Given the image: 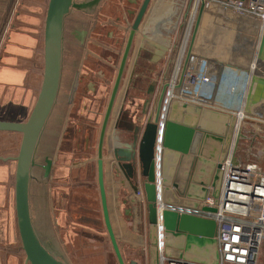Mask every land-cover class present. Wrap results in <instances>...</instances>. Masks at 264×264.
Listing matches in <instances>:
<instances>
[{
  "label": "water",
  "instance_id": "obj_1",
  "mask_svg": "<svg viewBox=\"0 0 264 264\" xmlns=\"http://www.w3.org/2000/svg\"><path fill=\"white\" fill-rule=\"evenodd\" d=\"M101 2L102 0H48L44 26V70L35 104L25 121L0 119V131L22 134L18 154L0 156V160L16 161V217L26 256L25 264H73L61 246L54 227L49 185L91 25ZM193 2L194 0L187 1L156 96L150 108L144 111L146 122L137 149L143 177L141 187L146 201L147 251L144 253L148 256L149 264H162L163 257L169 260L219 264L220 254L215 238L216 221L182 214L169 208L159 210L157 192L161 190L164 204L197 207L199 201L205 199L208 194L218 199L223 175L222 162L231 150L233 161H237L239 141L246 137L236 113L173 99L161 128V188H158L154 153L160 128V114L168 79L186 32ZM151 5L152 0H142L128 29L98 136L97 179L103 220L118 264L126 262L111 217L108 198L110 170L104 150L112 117L117 113L119 121L123 115L133 116L137 110L127 103H122L117 111L116 103L134 40L136 41L140 26ZM204 10L202 1L190 33L188 55L193 49ZM141 44H144L143 41ZM257 58L264 59V34L259 40ZM253 82L246 92L244 114H249L255 104L264 100V91H258ZM261 105H264V102ZM136 195L131 196L133 230L128 235L123 233V236L130 240L134 252L139 244L145 241L139 231L142 216L140 201ZM159 222L163 227L162 250L159 248Z\"/></svg>",
  "mask_w": 264,
  "mask_h": 264
},
{
  "label": "crops",
  "instance_id": "obj_2",
  "mask_svg": "<svg viewBox=\"0 0 264 264\" xmlns=\"http://www.w3.org/2000/svg\"><path fill=\"white\" fill-rule=\"evenodd\" d=\"M187 1L152 0L151 8L138 31V34H143L144 39L142 41L147 45L146 48H148L149 40L152 43H150V46L156 48L155 45L158 43V47H160V41L163 39L162 36H160V40L154 39L155 37L152 38L149 34H156L158 29L164 32L157 34L173 33L174 27L172 24L177 19L178 10L182 7L180 21L177 24L179 26ZM47 6L48 0H0V119L25 121L35 104L42 83V80H40L43 61L40 25L41 22H44L45 26ZM27 15L35 18L34 30L36 33L20 34L22 32L17 26V21L21 16ZM230 34H234L233 39L227 40V35ZM262 34H264V19L260 17L242 15L222 6L206 7L192 50L216 62L219 66L218 71L221 70L220 74L222 69L228 66L233 69L237 76L241 77L240 75H242L243 85L249 86L254 80L253 84L256 89L264 91V59L259 60L257 58V49ZM90 36L91 34L89 39ZM97 38L99 39V36ZM97 38L90 41L93 47L90 54L97 55L92 42L98 41ZM232 40V43L229 42ZM198 42L201 43V48L197 47ZM161 44L164 45L163 42ZM217 44L218 48L215 47ZM219 44L224 47H220ZM165 45L167 46V44ZM150 50H157V48H151ZM220 51L224 54L219 53ZM146 53L147 56L150 55L149 52ZM245 74L250 77H248V80ZM226 91V95L235 104V101L241 95L242 88L238 86L234 89L228 88ZM129 96L131 99L126 102L122 101V103L131 105L133 109L137 108V103L142 99L137 93L136 96L135 94ZM262 102L264 100L252 107L251 112L247 114L250 120L243 121L242 126L245 127L247 124H251L253 130H256L255 132L263 131L264 105H261ZM232 108H234V105ZM234 110L235 108L232 111ZM131 116L129 114L123 115L124 118H119V121H117V113L112 117L107 134L105 159L109 163L110 170L108 198L112 222L118 235L120 248L124 249L123 252L126 257L134 264L136 261L134 258L140 257L143 252L147 251V221L145 217L146 209L141 207L145 205L146 201L141 187L143 177L137 154L138 148H135L131 135ZM71 135L72 133L68 134L69 138ZM21 139L22 134L20 132L0 131V156L17 155ZM58 161L59 163L65 161V158L59 153L56 155L54 168L56 164L57 167L63 168L57 163ZM237 161L246 162V159L239 155ZM85 163L83 161L78 162L73 168L81 169L85 167ZM15 171V160L0 161V264H25L26 256L22 248L16 217ZM135 190L140 191V193H136ZM133 195H136L140 201L142 222L139 231L145 238V241L139 244L136 252L132 251L130 240L123 236V233L128 235L133 230V208L131 203V196ZM144 254L147 256L146 253Z\"/></svg>",
  "mask_w": 264,
  "mask_h": 264
},
{
  "label": "rangeland",
  "instance_id": "obj_3",
  "mask_svg": "<svg viewBox=\"0 0 264 264\" xmlns=\"http://www.w3.org/2000/svg\"><path fill=\"white\" fill-rule=\"evenodd\" d=\"M141 2L142 0H102L92 22L90 30L91 36L88 40L91 41V39L93 40V38L99 36L98 41L100 45L94 47L101 60L97 58L93 61L94 69L92 73L83 70L81 65L61 137L60 147L57 152L65 158V161L63 163H59L58 161L57 163L63 166V168L57 167L56 164L51 175L49 185L51 215L61 246L73 264H118L103 220L95 161L98 133L111 85L107 86V88L99 89V93L96 92L98 91L99 85L95 73L100 70L103 73L109 74V76L115 75L116 66L121 56L128 29L135 18V13ZM181 8L176 15L177 19L172 24L174 27L172 34H157L164 32L158 29L156 34H149V36L152 38L155 37L154 39L158 40L162 36V41L168 38L173 42L176 36L175 32L178 29V21H180ZM129 10H133L134 13L130 14ZM34 21L35 18L29 15L21 16L17 21V26L20 32H22L20 34L36 33L34 30ZM41 23L40 34L42 38L41 49L43 61L41 64L40 80L43 78L42 72L44 66V22ZM233 35H227L228 38L226 39H233ZM138 36L141 38L143 34H138ZM229 42L232 43L233 40ZM150 43L148 42V48L151 47ZM145 46L147 47V45ZM155 46L157 48L158 43ZM164 47L166 45H160V53L158 54V58H156L160 61V65L155 70L154 95H156L162 72L170 54L171 45L167 46V51L163 49ZM197 47L201 48V43L198 42ZM215 47L218 48V44ZM91 48H93L92 44L88 42L84 57L86 58V63L89 60L90 51H93ZM215 51L217 52L216 49ZM219 53L224 54L222 51ZM155 54L157 57V53ZM133 55L131 52V62L133 61ZM142 55H147V53L142 52ZM107 62H111L113 67L110 68ZM82 63L86 67L84 59ZM130 68L131 66L124 76L118 99L120 102L131 99L129 95L135 94L136 96V93L140 96V99L147 96L145 85L149 84L151 80L146 75L143 77L139 76L140 78L137 77L138 74L132 73ZM84 71L88 73L87 76H85ZM81 73H84L83 77ZM134 86H136V90ZM96 94L101 98L98 105L94 103ZM69 129H72V135L68 140ZM242 131L246 137L240 139L236 155H240L243 159H246V162L257 161L259 163L262 160L260 162L261 164H259L264 167V129L261 132H255L256 130H253V126L247 124L245 127L242 126ZM83 138H87L89 147L84 146ZM81 161L86 162L85 167L74 169L73 166ZM145 205L141 206L142 209H146ZM121 250L126 264H133L124 254V249L121 248ZM134 260H136L134 264H149V260L144 252L140 257H135ZM259 263L264 264V241L260 247Z\"/></svg>",
  "mask_w": 264,
  "mask_h": 264
},
{
  "label": "built area",
  "instance_id": "obj_4",
  "mask_svg": "<svg viewBox=\"0 0 264 264\" xmlns=\"http://www.w3.org/2000/svg\"><path fill=\"white\" fill-rule=\"evenodd\" d=\"M202 1L205 8L222 6L242 15L264 19V0H194L186 32L168 79V88L160 114V128L157 133L154 153L158 188H161V128L164 126L167 109L173 99L236 113L240 118V124L250 120L243 111L248 85H243L242 75H240L241 77L237 76L228 66H225L220 74L221 70L218 71V64L212 59L193 50L188 55L190 33L198 6ZM245 75L248 80V74ZM238 86L242 88V92L234 104L226 95V90ZM233 105L234 111H232ZM221 168L223 175L218 199L208 194L205 199L199 201L197 207L164 204L159 189L160 191L157 192L158 208L159 210L169 208L182 214H192L215 220L217 225L215 238L220 254L219 264H260V247L264 241V167L256 161L234 162L231 150L222 162ZM162 229L159 222L160 250L163 247ZM162 264L204 263L185 262L178 259L169 260L163 257Z\"/></svg>",
  "mask_w": 264,
  "mask_h": 264
},
{
  "label": "flooded vegetation",
  "instance_id": "obj_5",
  "mask_svg": "<svg viewBox=\"0 0 264 264\" xmlns=\"http://www.w3.org/2000/svg\"><path fill=\"white\" fill-rule=\"evenodd\" d=\"M131 1H137V0H131ZM129 13L133 14L134 12L132 10H129ZM136 13H135V16H136ZM127 36H128V34H127ZM126 39H127V37L125 38V43H126ZM143 39H144L143 37L140 38V36H138L136 38V41L134 40V44H133L132 51H131L132 54H134L133 55L134 56L133 57V61L131 62V58H130L131 57V53H130V56H129V59H128V63H127V66H126V69H125V73H124V76H125L126 72L128 71L129 67L131 66V68H130V70H132L131 72L134 73V74H138V76L136 75L137 77H139V76L143 77V76L146 75L148 77V79L151 80L149 82V84L145 85V89H146L145 91H146L147 96L143 97L142 100H139L140 102L137 103L136 112L134 113L133 116L130 115L131 116L130 117L131 118V124H130L131 135H132V138L134 140L135 148H138L140 137H141V134H142V130H143L144 124L146 122V117L145 118L143 117L144 111H145V109L148 110L150 108V106L152 104V100H153L152 98H155V96H156V95H154V92H155V84H154L155 77H154V75H155V70L158 69L159 65H160V61L158 59H156V58H158V54L160 53V48L157 46V48H159L158 51L157 50L151 51L150 50L151 48L150 49L146 48V46H145L146 44L145 43L143 45L141 44ZM170 40L168 38H166L163 41L161 40L160 43L161 42L167 43V46H169L170 43H171ZM88 42L90 44V41H88ZM92 42H93V46H95V47H98L100 45L99 41H95V42L92 41ZM125 43H124V46H125ZM160 45H162V44H160ZM124 46H123V49H122V52H121V56H122V53H123V50H124ZM167 46L163 48L165 51H167ZM85 52H86V49H85ZM142 52L143 53L149 52L150 55L149 56L142 55ZM155 53H157V57H156ZM121 56L119 58L118 65L116 66L115 75L109 76V74L103 73L100 70H98L95 73L96 76H97V82H98V85H99L98 91H96V92L99 93V89L107 88V86H110V85H111V89H112L113 82H114V79H115V76H116V73H117V69H118V66H119V63H120V60H121ZM84 57H85V53H84L83 59H84V62L86 63V61H85L86 58H84ZM97 58L100 59V57L98 55L90 54L89 55V60L86 63V67H84L83 66L84 63H82L83 70H87L88 73H92V71L94 69V62L93 61H95ZM107 64L109 65L110 68L113 67V64L111 62H107ZM84 73H85V76L88 75L87 72L84 71ZM84 73L83 74L81 73L82 77L84 76ZM139 78H138V80H139ZM123 80H124V77H123ZM122 84H123V81H122ZM122 84H121V87H122ZM111 89H110V93H111ZM100 92H102V91H100ZM97 94L94 97V103H97V105H98V102L101 101V98ZM109 96H110V94H109ZM108 99H109V97H108ZM107 102H108V100H107ZM106 105H107V103H106ZM116 105H117L116 106V110L119 111V109L121 107L120 105H122V101L120 102L118 100V103H116ZM105 108H106V106H105ZM102 118H103V116H102ZM69 130H70L69 133H72V129H69ZM98 136H99V133H98ZM69 139L70 138L68 136V140ZM83 139H84V146H88L89 143L87 142V138H83ZM97 144H98V140H97ZM105 148H106V145H105ZM96 150H97V145H96ZM104 152H105V150H104ZM95 161H96V159H95ZM96 164H97V162H96ZM97 177H98V175H97ZM97 182H98V179H97Z\"/></svg>",
  "mask_w": 264,
  "mask_h": 264
},
{
  "label": "bare ground",
  "instance_id": "obj_6",
  "mask_svg": "<svg viewBox=\"0 0 264 264\" xmlns=\"http://www.w3.org/2000/svg\"><path fill=\"white\" fill-rule=\"evenodd\" d=\"M161 203V202H160ZM162 203H164L163 201H162ZM162 208V205L160 206V209Z\"/></svg>",
  "mask_w": 264,
  "mask_h": 264
}]
</instances>
